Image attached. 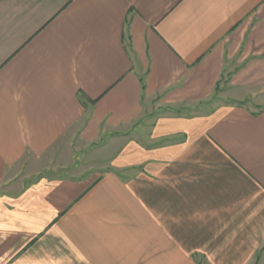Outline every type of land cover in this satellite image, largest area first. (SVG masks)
Segmentation results:
<instances>
[{
    "label": "crops",
    "instance_id": "0c3cea01",
    "mask_svg": "<svg viewBox=\"0 0 264 264\" xmlns=\"http://www.w3.org/2000/svg\"><path fill=\"white\" fill-rule=\"evenodd\" d=\"M263 81L264 0H0V264H264ZM71 131L125 139L23 170Z\"/></svg>",
    "mask_w": 264,
    "mask_h": 264
},
{
    "label": "rangeland",
    "instance_id": "374dc122",
    "mask_svg": "<svg viewBox=\"0 0 264 264\" xmlns=\"http://www.w3.org/2000/svg\"><path fill=\"white\" fill-rule=\"evenodd\" d=\"M236 64L235 62H228L225 64L222 76L217 82V92L214 94L215 98L227 93L230 94L231 90H228V80L231 71L238 67ZM262 85H264V81ZM237 101L238 103H246V105L250 106L252 94L245 95L243 99ZM155 116V113H149L138 120L132 128L133 130H131L132 133L130 132L132 136L134 138H146V133H143V136H141V132H145L147 127L149 129L152 126L151 122ZM141 125H143L142 128ZM116 136H118L116 141L111 143H109V137L104 136L102 140L97 142L81 144L77 140L78 133L75 134L71 131L63 140L58 141L54 147H52L51 152H48L43 159L36 162H24L22 168L23 170L25 169L26 172L37 171L36 177H46L50 179L81 177L86 175L89 171L95 170L98 167H104L109 163V159L115 154L118 147L122 146L123 140L125 139L124 132Z\"/></svg>",
    "mask_w": 264,
    "mask_h": 264
}]
</instances>
